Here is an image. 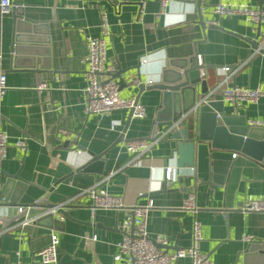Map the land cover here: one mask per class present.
<instances>
[{
	"label": "crops",
	"instance_id": "1",
	"mask_svg": "<svg viewBox=\"0 0 264 264\" xmlns=\"http://www.w3.org/2000/svg\"><path fill=\"white\" fill-rule=\"evenodd\" d=\"M17 3L24 8L25 17L47 23L48 36H39L49 40L48 46H42L48 47V52L37 51L36 62L49 70L41 73L11 70V15L3 14L0 74L6 76L7 90L0 99V131L9 140L1 165L0 190L8 181L6 175L17 172L30 184L17 202L8 204H30L52 189L48 204L58 205L98 183L109 194L121 197L127 206L143 205L151 199L155 207L148 217V236L156 245L158 237L164 239L163 250L167 252L190 245L192 222L196 218L203 236L200 250L212 264H264V256L257 250L246 251L251 244H264V213L240 211L247 200H264V163L241 152L213 148L210 142L198 141L193 166L174 169L172 191L156 193L162 189L164 158L171 151L167 138L156 143L135 166L128 165L131 156L124 149L127 141L163 135L161 129L152 134L161 92L148 87L160 81L170 61L189 69L200 59L201 68L191 76L204 80L208 92L217 85V70L222 67L237 70L228 87L264 90V55L253 54V45L257 47L264 39V25L213 13L217 4L263 8L264 0H169L164 14L160 0H17ZM101 12L105 13L108 25L106 66L115 67L113 74H104L102 79H113L118 84L114 75L119 70L126 71L121 75L125 85L119 88L123 99L137 97L138 88L130 83L138 70L145 85L138 104L145 109L146 117H131L126 130L128 111L108 116L84 111L86 38L101 37ZM199 15L205 30L199 25ZM22 63L26 66L29 62ZM44 81L49 90L37 91ZM223 104L229 115L243 117L246 123L264 124V99L255 104L235 106L226 101ZM112 122L116 123L114 127ZM121 135L124 141L112 147ZM21 138H26L25 152L14 146ZM233 154L237 156L232 158ZM92 156L104 159L101 175L83 172ZM174 164L170 160L167 166L172 168ZM177 175L190 177L182 185L187 190L177 185ZM189 189L197 195L195 216L180 210ZM87 205L88 201L79 199L78 205L68 208L69 218L61 219L55 226L45 222L20 227L18 222L6 230L0 229V264H38L37 252L49 244L52 232L59 238L57 264H125L114 260L123 234L118 230L123 214L107 210L92 214ZM15 207L0 205V215H14ZM244 237H250L251 242H244ZM177 264L190 262L182 259Z\"/></svg>",
	"mask_w": 264,
	"mask_h": 264
},
{
	"label": "built area",
	"instance_id": "2",
	"mask_svg": "<svg viewBox=\"0 0 264 264\" xmlns=\"http://www.w3.org/2000/svg\"><path fill=\"white\" fill-rule=\"evenodd\" d=\"M169 0H160L161 14L167 7ZM11 5L10 0H0V15L9 13ZM213 13L224 17H241L254 25H264V7L252 8L246 5H224L217 4L213 7ZM144 14L143 3H141L140 15ZM107 19L104 12H101L100 28L101 37H87V55L84 59L86 64L85 71V89L86 102L84 111L86 114L108 116L116 111H132V118L143 119L146 117L145 109L138 104L135 97L123 99L119 96V86L113 79L103 80L104 74H113L115 67L113 65L106 66V42L107 35ZM253 54L264 55V39L253 50ZM197 65L201 67L202 61L197 60ZM237 70L231 67H222L217 70L218 82L215 88L208 92L204 98L197 102L191 109L196 111L201 104H207L208 101H226L233 105L241 103L255 104L260 99H264V90L260 88H247L239 86L228 87L227 84L234 77ZM201 76L204 73L201 72ZM58 81V78H55ZM151 85V81L148 83ZM7 90L6 76L0 74V99ZM37 91L49 90L47 82H41ZM217 99V100H216ZM183 115L173 126H178L183 121ZM116 123L112 122L111 127ZM249 127L264 128V124L258 121H249ZM164 135H153L149 139H135L127 141L124 149L131 156V161L128 165H137L140 159L156 144ZM8 136L0 131V172L1 165L6 158V148L8 146ZM17 150L25 152L26 138L18 139L14 142ZM237 155L233 154L232 158ZM197 195L194 190H188L186 197L183 199L180 210L195 216L198 212ZM79 199L88 201L87 208L93 214L97 210H107L121 213L124 220L120 225L122 231L121 242L118 243L119 253L114 257L115 261H122L125 264H177L179 260L188 259L190 264H212L207 255L201 252L200 244L203 241L201 223L194 218L191 227V243L186 248H178L172 252H167L163 249H158L152 242L147 232V222L149 213L154 209V203L150 199L146 204L127 206L123 203L121 197L109 194L105 189H102L98 183L83 189L73 197L64 202L55 205L47 210L44 214L55 215L58 210H66L71 206L79 204ZM28 206H17L16 212L22 213ZM242 213H264V200H247L241 207ZM25 217L19 221V226L24 227L29 224H34V221L41 217ZM4 233H7L6 231ZM96 237L92 238L95 241ZM156 243L165 247L166 241L158 237ZM244 242H251L250 237H244ZM59 238L54 232L50 234L49 244L37 252L38 264H57Z\"/></svg>",
	"mask_w": 264,
	"mask_h": 264
},
{
	"label": "water",
	"instance_id": "3",
	"mask_svg": "<svg viewBox=\"0 0 264 264\" xmlns=\"http://www.w3.org/2000/svg\"><path fill=\"white\" fill-rule=\"evenodd\" d=\"M261 4L259 3V5ZM9 12L11 15V70L25 69L37 73L49 70L48 67L42 64L39 65L36 62V58L38 57L37 51L43 50L48 52V47L43 48L42 46H48L49 40L46 37L39 36H48L47 23L32 21L25 17L24 8L17 3V0H12ZM199 25L205 30L206 27L200 15ZM253 46L255 49V45ZM22 56H28L29 59H21ZM24 61L29 63L26 66H22V62ZM176 63L175 61H170L169 66L162 71L160 81L148 87L161 92L160 103L155 109L152 134L161 129L164 135L163 138L166 137L167 143L171 145L170 155L164 158L162 189L156 193L172 191L174 183L172 174L174 169L178 170L193 166L195 147L198 141L210 142L213 148L241 152L264 163V129L249 127L245 118L225 113L223 101H208L207 104H201L196 111L192 112L191 109L195 104L201 101L208 93V87L206 82L200 77L192 78L191 76L192 72L199 70L201 67L196 64L194 67L188 69L186 65L176 66ZM181 63L184 64L185 62ZM125 72L119 70L114 75L119 80V88L125 85L124 80L121 78V75ZM130 85L137 86L138 88V95L135 97L138 102L139 96L145 90V85L141 83L139 70ZM183 115L185 116L183 121L174 127L173 125ZM131 116L132 111H129L124 127L125 130ZM124 133L125 131H123ZM121 141H124L123 135L118 138L112 147ZM170 160L175 161L172 168L167 166ZM103 164L104 159H102V156H92L91 162L84 167L83 172H94L101 175ZM6 177H8V181H6L0 190V205L5 208L28 206L30 209H24L22 213L16 212L10 216L0 215V229L6 230L25 217L43 215L37 218L34 224L39 225L46 222L48 226L58 225L61 223V219L69 218L68 209L58 210L55 215L44 214L55 206L48 204L47 201L48 193L52 189L46 191L47 194L30 204H8V202H17L18 197L21 196V192L30 184L21 179L18 172L15 175H6ZM188 179L190 177L183 175L175 176V182L181 188ZM183 188L182 190L186 189V187ZM118 230L121 231L120 227ZM155 247L158 249L166 248L156 244ZM256 250L264 256V244H251L246 249L249 253H253Z\"/></svg>",
	"mask_w": 264,
	"mask_h": 264
}]
</instances>
